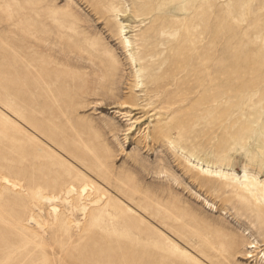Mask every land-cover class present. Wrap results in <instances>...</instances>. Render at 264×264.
Instances as JSON below:
<instances>
[{"label": "rangeland", "instance_id": "rangeland-1", "mask_svg": "<svg viewBox=\"0 0 264 264\" xmlns=\"http://www.w3.org/2000/svg\"><path fill=\"white\" fill-rule=\"evenodd\" d=\"M0 174V264H264V0H0Z\"/></svg>", "mask_w": 264, "mask_h": 264}, {"label": "bare ground", "instance_id": "bare-ground-1", "mask_svg": "<svg viewBox=\"0 0 264 264\" xmlns=\"http://www.w3.org/2000/svg\"><path fill=\"white\" fill-rule=\"evenodd\" d=\"M204 172L206 174H209V176H213L215 178H224L225 177V173H223L222 171L219 170H211V169H204ZM0 183H2L3 185L6 186H10L12 189L14 190H23V186H21L18 183H14L12 182V180H10L8 177L3 176L0 174ZM89 187L88 185H84L80 190H77L75 187L70 186L66 191H64V194L66 195L65 200H63L64 198H62L63 204L65 203L67 206H69L68 211L71 212V214L73 215V213H80V215L85 216L87 207L90 205V207L92 206H97L100 205V203H102L103 198H97V199H93V200H88L90 199L91 195L89 194ZM64 195V196H65ZM77 195L78 199H79V204L77 206H72L71 203L73 201V196ZM33 197L35 199H37L40 203H45V202H49L52 203V208H51V214L54 218H57L58 213H59V208L58 205H55L54 203H56L57 200H61V198H59V196L56 195H52V196H45L42 192V190H37L36 192L33 193ZM71 199V200H70ZM89 201V203H87ZM83 202V203H82ZM43 205V204H42ZM50 205V206H51ZM95 206V207H96ZM31 223H35L36 225L40 226L39 223L36 222V220L31 216L29 219V224ZM79 225V222L77 223V226Z\"/></svg>", "mask_w": 264, "mask_h": 264}]
</instances>
